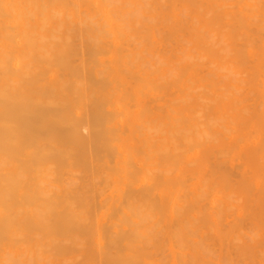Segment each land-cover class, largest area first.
Here are the masks:
<instances>
[{
    "label": "bare ground",
    "instance_id": "6f19581e",
    "mask_svg": "<svg viewBox=\"0 0 264 264\" xmlns=\"http://www.w3.org/2000/svg\"><path fill=\"white\" fill-rule=\"evenodd\" d=\"M0 264H264V0H0Z\"/></svg>",
    "mask_w": 264,
    "mask_h": 264
}]
</instances>
